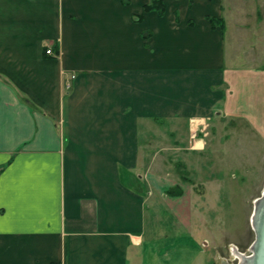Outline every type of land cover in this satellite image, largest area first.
<instances>
[{"label":"crops","instance_id":"1","mask_svg":"<svg viewBox=\"0 0 264 264\" xmlns=\"http://www.w3.org/2000/svg\"><path fill=\"white\" fill-rule=\"evenodd\" d=\"M149 1L0 0V264H145L188 127L264 108L226 51L246 0Z\"/></svg>","mask_w":264,"mask_h":264},{"label":"rangeland","instance_id":"2","mask_svg":"<svg viewBox=\"0 0 264 264\" xmlns=\"http://www.w3.org/2000/svg\"><path fill=\"white\" fill-rule=\"evenodd\" d=\"M246 2L243 7L251 12L247 20L240 18L238 8L232 11L226 51L237 66L263 71L264 3ZM256 112L244 117L223 114L188 127L191 143L194 138L205 142L197 157L188 148L178 149L180 160L172 157L179 178L173 177L178 182L166 193L176 210L165 204L154 212V222L147 220L145 264H229L237 263L231 248L249 252L253 200L264 186V108Z\"/></svg>","mask_w":264,"mask_h":264},{"label":"bare ground","instance_id":"3","mask_svg":"<svg viewBox=\"0 0 264 264\" xmlns=\"http://www.w3.org/2000/svg\"><path fill=\"white\" fill-rule=\"evenodd\" d=\"M263 192H264V186L262 188L261 193H263ZM261 193H260L259 197L255 198L253 200V208L255 207V210L257 208H259V207H263L264 206V201L262 202L260 200ZM262 210H263V208L260 210V214H261V219L264 220V212L262 213ZM252 212H253V209H252ZM252 212H251V215H252ZM256 213H257V210H256V212L254 214V218H253V216L251 218V215H250L249 223H250L251 228H254V230L256 232H258V230H259V236H260V234L262 235L260 237V240L256 244H254V246L252 247L253 251H249L248 253L239 252L236 248H231V255H232L233 259H237V263H229V264H255V262L258 261V257H257L258 253L253 254V252L256 251V246H257V249H258V246H262L263 247V245H264V228H260V225L256 224V221H257L256 218H255L256 217L255 216ZM259 224H260V221H259Z\"/></svg>","mask_w":264,"mask_h":264},{"label":"trees","instance_id":"4","mask_svg":"<svg viewBox=\"0 0 264 264\" xmlns=\"http://www.w3.org/2000/svg\"><path fill=\"white\" fill-rule=\"evenodd\" d=\"M123 3H127L128 0H122ZM165 4L163 0H150L148 3L143 5V12H148V11H156L159 15H162L165 11ZM134 20L140 21L143 18V13L136 14L133 16ZM207 19L209 20L210 24L212 27H215L216 25L223 27L224 26V20L222 18H217V17H212L208 16ZM20 99L22 101H25L24 97L20 95Z\"/></svg>","mask_w":264,"mask_h":264},{"label":"water","instance_id":"5","mask_svg":"<svg viewBox=\"0 0 264 264\" xmlns=\"http://www.w3.org/2000/svg\"><path fill=\"white\" fill-rule=\"evenodd\" d=\"M260 200L263 202L264 201V192L263 193H261V198H260ZM263 208V210H262V213L264 212V206L263 207H259V208H257L256 210H257V213H256V224L257 225H260V228H264V220L263 219H261V214H260V210ZM255 210V207L253 208V212H252V215H251V218H252V216H253V218H254V214H255V212H256V210ZM259 221H260V224H259ZM253 229V231H254V239H253V241H252V243L250 244V246H249V251H253V249H252V247L254 246V244H256L259 240H260V237L262 236L261 234H260V236H259V230H258V232H256L255 230H254V228H252ZM256 253H258L257 254V257H258V261L257 262H255V264H264V245H263V247L262 246H258V249H257V246H256V251L255 252H253V254H256Z\"/></svg>","mask_w":264,"mask_h":264},{"label":"built area","instance_id":"6","mask_svg":"<svg viewBox=\"0 0 264 264\" xmlns=\"http://www.w3.org/2000/svg\"><path fill=\"white\" fill-rule=\"evenodd\" d=\"M45 53L48 54V55H52V54H53V51H52L51 47H48V48L45 50Z\"/></svg>","mask_w":264,"mask_h":264}]
</instances>
